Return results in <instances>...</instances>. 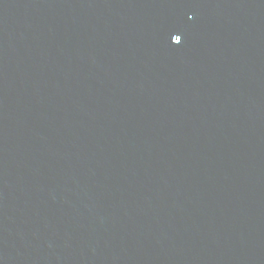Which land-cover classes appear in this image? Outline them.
Returning a JSON list of instances; mask_svg holds the SVG:
<instances>
[{"label":"water","instance_id":"obj_1","mask_svg":"<svg viewBox=\"0 0 264 264\" xmlns=\"http://www.w3.org/2000/svg\"><path fill=\"white\" fill-rule=\"evenodd\" d=\"M0 264H264V0H0Z\"/></svg>","mask_w":264,"mask_h":264},{"label":"snow or ice","instance_id":"obj_2","mask_svg":"<svg viewBox=\"0 0 264 264\" xmlns=\"http://www.w3.org/2000/svg\"><path fill=\"white\" fill-rule=\"evenodd\" d=\"M179 40H178V42H177V44H179L180 42H181V36L179 35Z\"/></svg>","mask_w":264,"mask_h":264}]
</instances>
